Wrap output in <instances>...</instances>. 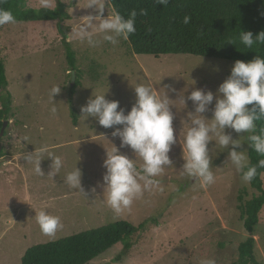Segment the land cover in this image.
Listing matches in <instances>:
<instances>
[{
	"label": "rangeland",
	"instance_id": "374dc122",
	"mask_svg": "<svg viewBox=\"0 0 264 264\" xmlns=\"http://www.w3.org/2000/svg\"><path fill=\"white\" fill-rule=\"evenodd\" d=\"M61 1L66 5L68 20L16 21L0 26V58L12 96L0 134V264H21L24 251L36 243L118 220L144 223L145 227L133 238L129 251L117 243L87 264H202L207 259L229 264L237 257L238 243L250 235L243 227L239 205L255 191L242 182L241 173L228 159V149H220L215 141L208 146L215 182L207 189L200 188L198 181L181 175L184 160L180 141L190 125L188 114L195 110L187 99L190 92L203 89L215 94L230 75L234 61L191 54H135L122 38L116 45L103 42L95 48L86 42H70L71 27L77 19L95 13L81 8L86 0ZM55 6L53 0L51 8ZM26 7L40 8L39 0H26ZM112 13L108 1L103 15L106 18ZM67 48L73 51L80 70V84L72 96L69 74L73 70L67 61ZM137 83L152 84L161 95L166 92L172 103L177 143L169 153L173 167H166L157 177L159 189L145 192L130 210L117 215L103 196V161L114 147L130 159L136 156L112 135L114 128H104L97 118L84 119L81 106L98 92L107 91L106 99L119 101L127 114L135 103ZM53 85L61 88L54 96L55 114L50 112L53 101L48 95ZM214 104L215 99L203 113L208 119L212 118ZM225 131L248 149L247 135L227 128ZM24 136L30 143H20ZM42 145L63 161L53 177L47 175L52 163L47 153L41 160L43 176L35 174L34 163L22 155L38 151ZM141 163L136 160L137 167ZM76 164L82 170L83 191L64 182ZM42 209L60 217L63 227L54 237L44 235L36 221V213ZM253 238L259 262L264 264V207Z\"/></svg>",
	"mask_w": 264,
	"mask_h": 264
},
{
	"label": "clouds",
	"instance_id": "9594fccd",
	"mask_svg": "<svg viewBox=\"0 0 264 264\" xmlns=\"http://www.w3.org/2000/svg\"><path fill=\"white\" fill-rule=\"evenodd\" d=\"M169 0H156L157 4L166 6ZM108 0H86L83 7L93 9L77 19L71 27V40L87 43L90 47H98L103 42L116 45L119 40H128L136 31L135 18L137 11L133 9L127 18L119 12L113 11L105 18L103 13ZM53 0H39V7L51 8ZM39 11V8L37 9ZM141 15L146 10L141 9ZM191 17L185 15L183 23H190ZM16 17L11 10L0 8V26L15 24ZM237 40L246 49H259L264 45V31L255 36L251 31H240L236 39L227 40L236 45ZM171 76V75H168ZM165 77V76H164ZM61 91L60 85H53L49 90V98L53 101L50 112H57L54 96ZM135 103L130 111L119 107V101L106 99L104 92H98L89 98L86 105L81 106L84 119L97 118L104 128H114L112 135L118 136L121 146L130 147L136 158L130 159L121 154L117 147L107 151L103 166V196L107 205L120 215L130 210L134 201L142 199L145 192L159 189L160 177L166 167H173L169 153L177 143L173 127L174 115L171 111L170 99L164 91L161 95L152 84L137 83L134 86ZM195 106L194 112L188 114L190 125L183 139L182 154L184 163L181 175L198 181L199 187L207 189L215 182V175L211 167L209 143L215 141L220 149H228V159L235 170L241 173L244 184L250 183L258 175V169H264V158L251 164L248 149L242 148V141L234 139L225 129H232L235 133L247 135V142L251 149L260 157H264V127L257 131V121L264 119V56L257 55L251 61L236 60L230 75L219 85L214 94L211 90L195 89L187 97ZM212 118H206L203 113L213 104ZM185 105L186 101L183 99ZM252 107L249 108L248 106ZM119 109V110H118ZM258 109V110H257ZM122 125V127H114ZM43 131V129H41ZM244 136V135H243ZM21 141L29 142L24 136ZM30 143V142H29ZM22 144V143H21ZM52 158L51 170L48 176L53 177L60 172L63 161L52 154L47 145L39 150L24 155L26 161L34 163V172L45 175L41 168L43 154ZM142 163L137 167L136 160ZM82 170L76 166L64 177V182L72 189H82ZM95 192V189L92 190ZM36 221L41 232L54 237L63 227L60 217L49 214L45 209L36 213ZM202 264H216L214 259L202 261Z\"/></svg>",
	"mask_w": 264,
	"mask_h": 264
},
{
	"label": "trees",
	"instance_id": "16d2710c",
	"mask_svg": "<svg viewBox=\"0 0 264 264\" xmlns=\"http://www.w3.org/2000/svg\"><path fill=\"white\" fill-rule=\"evenodd\" d=\"M113 11L125 18L135 9V33L126 40L131 52L159 57L164 54H191L206 58L251 61L257 55L264 56V45L259 49H246L236 39L240 31H251L255 36L264 31V0H169L166 6L156 0H108ZM0 8L11 10L16 21H57L69 19L66 5L56 0L54 8H29L26 0H0ZM141 9L146 15H141ZM189 15L190 23L184 24L183 17ZM61 31V30H60ZM67 35H63L66 41ZM67 51L70 70L75 72L73 84L69 86L72 96L80 84V70L76 66L73 51ZM71 76V74H69ZM4 61L0 58V129L3 118H7L12 96L7 89ZM249 108L252 106L249 105ZM258 110V109H257ZM74 115V114H73ZM74 122L76 117L74 115ZM257 131L264 127V119L257 121ZM251 164L261 158L248 144ZM264 173V169H258ZM254 194L239 205L244 229L250 234L237 246V257L229 264H262L255 251L254 227L264 207L263 175L250 183ZM145 224L134 225L118 220L55 240L36 243L28 247L21 264H87L117 243L129 251L133 238L144 230Z\"/></svg>",
	"mask_w": 264,
	"mask_h": 264
},
{
	"label": "water",
	"instance_id": "95a60500",
	"mask_svg": "<svg viewBox=\"0 0 264 264\" xmlns=\"http://www.w3.org/2000/svg\"><path fill=\"white\" fill-rule=\"evenodd\" d=\"M74 78H75V72L72 71V72H71V84H73V82H74ZM5 124H6V121L3 122V125H2V127H1V129H0V134L3 133V128H4Z\"/></svg>",
	"mask_w": 264,
	"mask_h": 264
}]
</instances>
